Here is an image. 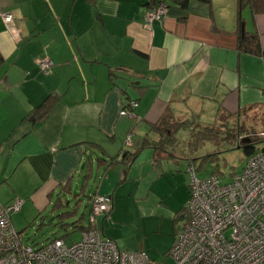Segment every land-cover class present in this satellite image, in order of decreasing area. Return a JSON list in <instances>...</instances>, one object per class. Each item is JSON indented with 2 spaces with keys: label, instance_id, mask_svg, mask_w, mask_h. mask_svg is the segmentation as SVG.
Listing matches in <instances>:
<instances>
[{
  "label": "crops",
  "instance_id": "obj_1",
  "mask_svg": "<svg viewBox=\"0 0 264 264\" xmlns=\"http://www.w3.org/2000/svg\"><path fill=\"white\" fill-rule=\"evenodd\" d=\"M151 1L0 0V203L22 201L10 215L15 230L13 217L33 220L69 185L90 208L93 194L110 197L102 234L160 264L161 235L168 252L186 213L193 166L185 145L160 146L158 124L186 121L177 131L185 142L219 115L264 132V12L242 0H189L147 25ZM250 33L258 53L240 50ZM43 53L48 72L37 64ZM49 94L57 100L41 119L34 109ZM89 164L96 190L86 193L88 179L81 193Z\"/></svg>",
  "mask_w": 264,
  "mask_h": 264
},
{
  "label": "built area",
  "instance_id": "obj_2",
  "mask_svg": "<svg viewBox=\"0 0 264 264\" xmlns=\"http://www.w3.org/2000/svg\"><path fill=\"white\" fill-rule=\"evenodd\" d=\"M156 1L145 12L147 25L161 21L167 12L165 1ZM1 17L12 21L10 14ZM37 64L43 72L53 67L45 53L38 56ZM135 105L130 102V108ZM130 113L131 109L120 111ZM257 135L262 145L227 182L216 175L198 179L190 167L186 215L169 251L174 264H264V132ZM21 204L20 199L0 203V264H148L145 252L120 249L97 226V219L111 208L108 196H92L89 227L81 231L79 240L68 244V238L60 236L39 247L23 242L11 223L10 215Z\"/></svg>",
  "mask_w": 264,
  "mask_h": 264
},
{
  "label": "rangeland",
  "instance_id": "obj_3",
  "mask_svg": "<svg viewBox=\"0 0 264 264\" xmlns=\"http://www.w3.org/2000/svg\"><path fill=\"white\" fill-rule=\"evenodd\" d=\"M252 115H250V117ZM251 118H252L251 120H255L254 115ZM208 123L211 124L212 122H208ZM217 124L218 123H215V126H217ZM228 124H229L228 126H234L233 122L230 119L228 120ZM257 125L258 124H256L255 122L251 123L248 129L254 130V133H256V131H258L259 129L256 130L254 127ZM209 126H213V125H209ZM260 132L262 131H258V133L256 134H259ZM176 137H177L176 147L179 148L185 145V148H187L188 156L191 157L190 166H193V168L195 169V177L198 179H205L212 175H216L222 180V182H227L230 180V177L233 173L240 172L242 170L246 162V159L248 157L244 153V149L242 147L237 148L236 143L233 142L232 140H228V139L224 140L221 138L218 139V141L214 142L211 140L198 139L197 142L200 143L194 141L193 144L194 145L200 144V146L194 149L191 145L192 138H189L188 141L185 142L184 140L186 139L181 138L178 135ZM184 142L185 144H183ZM261 145H262L261 141L257 143V146H261ZM96 170H97L96 167H94L95 174L97 172ZM183 172L181 175L184 176ZM188 175H189V180L191 179L190 181L191 183L192 177L189 168L186 172L185 178L186 177L188 178ZM95 179L96 178L94 177L89 179L88 181L89 183L86 189L87 194L96 190V183H94ZM64 198H68V197L64 196ZM78 198H81V201L77 206L76 215L63 222L66 223L65 228L62 225L58 224V218H56L57 211H55L54 213L50 211L52 203H48L47 206L44 208V210L41 213H39L33 220H32L33 217H30L17 221V218L13 217L14 225L17 228L16 230L19 231V234L23 242L27 244H31L34 247H39L41 245L50 242L53 238L60 236L67 237L68 244L79 240L81 234L80 230L72 229L71 226L74 222V219L78 218L80 215H83V217L81 218L82 224L83 223L86 224L88 222L90 202L88 197L85 195H80ZM74 202H75L74 199L70 198L69 206L66 207L65 209L72 208L75 204ZM105 218L106 221L111 220L109 219L110 216H105ZM182 220H180L179 222H182ZM27 222L30 223L27 224ZM112 224L113 225L111 227H115L124 231H127L128 227L129 229H133L132 223L129 225H125L124 226L125 228L123 229L122 227L115 225V223ZM134 229H136V227H134ZM142 238L143 237L140 235L139 237L140 241L143 240ZM150 238H155V236L151 234ZM160 240L163 242V244L161 245L160 248L161 251L158 254V257L155 258L156 261H158L160 264H174L173 259L168 255L169 250L167 252V248H166V243L168 242L167 238L161 235ZM148 250H154V248L149 247Z\"/></svg>",
  "mask_w": 264,
  "mask_h": 264
},
{
  "label": "trees",
  "instance_id": "obj_4",
  "mask_svg": "<svg viewBox=\"0 0 264 264\" xmlns=\"http://www.w3.org/2000/svg\"><path fill=\"white\" fill-rule=\"evenodd\" d=\"M165 1L167 8L168 5H174L175 2H177L180 7H184L187 5L189 0H163ZM245 4H248L250 7L251 11L253 14L255 13H261L264 12V0H242ZM151 6L157 5L156 0H152L150 3ZM240 50L244 52H249V53H258L259 52V39L257 34L255 33H250L249 35L245 36L241 42H240ZM1 62V58H0ZM57 100V97L55 95L49 94L45 100H43L37 107H35V112L38 113L41 119H44L50 112L53 103ZM228 120L229 119H223L221 115H219V122H217V126L214 124H206V125H199V129L197 128H192V147L195 149L200 144L194 145L193 142H197L198 139L201 140H211V141H218V139H228L232 140L233 142L236 143V146L239 148L242 147L244 149V153L248 156L256 151H258L259 146H257V143L261 141V137L254 133V131H251L246 127L244 124H240V122L236 119L233 123L234 126H228ZM225 122V123H224ZM162 124L163 126H160ZM187 124L186 121L184 122H175L171 123L169 121L164 122L161 121V123L158 124L157 127L160 128L161 132V145L166 144H171L177 141V131L179 129V126H183ZM213 125V126H209ZM215 133V135H214ZM223 136V137H221ZM237 136H241L242 138H247L249 139V142L247 143H241L237 141ZM164 143V144H163ZM200 143V142H197ZM211 155V154H209ZM207 155V156H209ZM100 161H104L103 158L98 157ZM97 159V160H98ZM97 165V163H96ZM90 164L88 165V168L85 171V174L83 176V182L82 185L80 186V192L83 193V190L86 186V181L92 176V169L89 167ZM234 174V173H233ZM232 174V175H233ZM80 193H75L73 190L71 191L70 186L68 185L64 191H61L57 193L54 201L52 202L51 209L50 211L54 213L57 211L56 218H58V224L62 225L65 228L66 223L65 222L67 219H70L76 215L77 211V206L81 201V198H78L77 195ZM94 195V194H93ZM92 195V196H93ZM64 196H67L68 198H64ZM91 196V198H92ZM70 198L74 199V206L69 209H65L66 207L69 206V201ZM90 198V197H89ZM90 198V200H91ZM91 209V208H90ZM111 209V208H110ZM110 211V210H109ZM186 213H184V216ZM82 215H80L78 218L74 219V222L72 224V229H87L88 226L83 225L81 222Z\"/></svg>",
  "mask_w": 264,
  "mask_h": 264
},
{
  "label": "water",
  "instance_id": "obj_5",
  "mask_svg": "<svg viewBox=\"0 0 264 264\" xmlns=\"http://www.w3.org/2000/svg\"><path fill=\"white\" fill-rule=\"evenodd\" d=\"M241 30L243 31V23H241ZM241 143H247V142H249V139H247V138H242V140L240 141ZM237 148H239V146L237 147ZM94 161L95 162H98V160L95 158L94 159Z\"/></svg>",
  "mask_w": 264,
  "mask_h": 264
}]
</instances>
